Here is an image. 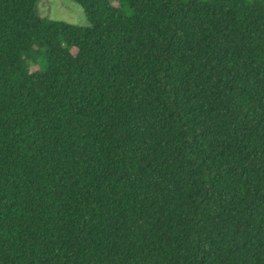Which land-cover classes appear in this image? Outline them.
Returning <instances> with one entry per match:
<instances>
[{
	"label": "trees",
	"instance_id": "obj_1",
	"mask_svg": "<svg viewBox=\"0 0 264 264\" xmlns=\"http://www.w3.org/2000/svg\"><path fill=\"white\" fill-rule=\"evenodd\" d=\"M0 0V264H264V0Z\"/></svg>",
	"mask_w": 264,
	"mask_h": 264
},
{
	"label": "rangeland",
	"instance_id": "obj_2",
	"mask_svg": "<svg viewBox=\"0 0 264 264\" xmlns=\"http://www.w3.org/2000/svg\"><path fill=\"white\" fill-rule=\"evenodd\" d=\"M36 14L42 19L88 26L82 8L73 0H40L36 6Z\"/></svg>",
	"mask_w": 264,
	"mask_h": 264
}]
</instances>
